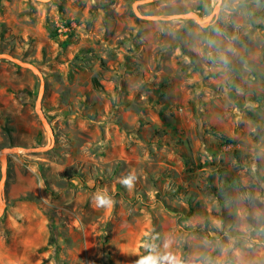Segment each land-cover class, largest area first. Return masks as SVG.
I'll return each instance as SVG.
<instances>
[{"label": "rangeland", "instance_id": "374dc122", "mask_svg": "<svg viewBox=\"0 0 264 264\" xmlns=\"http://www.w3.org/2000/svg\"><path fill=\"white\" fill-rule=\"evenodd\" d=\"M138 1L0 0V259L264 264V0Z\"/></svg>", "mask_w": 264, "mask_h": 264}, {"label": "water", "instance_id": "95a60500", "mask_svg": "<svg viewBox=\"0 0 264 264\" xmlns=\"http://www.w3.org/2000/svg\"><path fill=\"white\" fill-rule=\"evenodd\" d=\"M35 1L42 2V3H48L51 0H35ZM153 1L154 0H141V1L134 3L133 9L135 11V14L144 20H153V21H169V20H179V19H183V18H188V19L195 20L199 25L209 24L213 20L214 16L216 15V13L219 10V3L221 2V0H218V3L214 7L212 13L209 16H207L206 18H201L199 15H197L196 13H193V12L179 13V14L171 15L169 17H162V16H158V15H154V14H141L137 11V9H136L137 5L149 4V3H152ZM0 60H4V61L10 62V63H13L19 67L28 69L34 75H36L39 78L40 86H39V92H38V97L36 100L35 108H36V111H37L39 117L43 120V125H44V127L48 133L50 140H52L53 136H52L51 130L48 126L47 121L43 118V115L41 112V101H42V95H43V91H44V81H43V77H42L41 72L32 64L25 62V61H22V60L14 57L13 55H11L9 53H1L0 52ZM13 152H15V149H6L3 151V153L0 157V162H1L0 218L2 217L4 210H5L4 190H5V183H6L7 155L10 153H13Z\"/></svg>", "mask_w": 264, "mask_h": 264}, {"label": "clouds", "instance_id": "9594fccd", "mask_svg": "<svg viewBox=\"0 0 264 264\" xmlns=\"http://www.w3.org/2000/svg\"><path fill=\"white\" fill-rule=\"evenodd\" d=\"M136 180L135 173H130L123 177L121 182L128 188L133 187ZM94 203L97 208H110L114 203L112 197L108 195L107 190H103L94 196ZM139 264H180V262L171 256V254L159 255H146L140 258Z\"/></svg>", "mask_w": 264, "mask_h": 264}, {"label": "trees", "instance_id": "16d2710c", "mask_svg": "<svg viewBox=\"0 0 264 264\" xmlns=\"http://www.w3.org/2000/svg\"><path fill=\"white\" fill-rule=\"evenodd\" d=\"M70 34L71 33H68V32L65 33L66 39H65L63 44H68L69 43V39L68 38H70V36H71ZM0 52H1V50H0ZM91 81H92L93 89L95 91L104 92L103 87L100 85V83L98 82L96 77H93ZM220 138L223 139V141H226V138L223 135H220ZM220 173H221V171H218V174H220ZM189 205H190V208H191L189 214H191L192 211H193V205H191V202H189Z\"/></svg>", "mask_w": 264, "mask_h": 264}, {"label": "crops", "instance_id": "0c3cea01", "mask_svg": "<svg viewBox=\"0 0 264 264\" xmlns=\"http://www.w3.org/2000/svg\"><path fill=\"white\" fill-rule=\"evenodd\" d=\"M7 252L10 254L11 253V247L8 246L7 247ZM5 259H0L2 264H14V262L12 261V257L10 255L4 257ZM5 262V263H4Z\"/></svg>", "mask_w": 264, "mask_h": 264}, {"label": "bare ground", "instance_id": "6f19581e", "mask_svg": "<svg viewBox=\"0 0 264 264\" xmlns=\"http://www.w3.org/2000/svg\"><path fill=\"white\" fill-rule=\"evenodd\" d=\"M21 151V150H20Z\"/></svg>", "mask_w": 264, "mask_h": 264}]
</instances>
